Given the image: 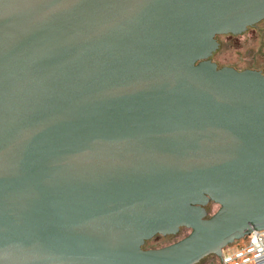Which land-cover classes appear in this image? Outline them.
I'll return each mask as SVG.
<instances>
[{"label":"water","instance_id":"obj_1","mask_svg":"<svg viewBox=\"0 0 264 264\" xmlns=\"http://www.w3.org/2000/svg\"><path fill=\"white\" fill-rule=\"evenodd\" d=\"M263 19L264 0H0V264H221L264 230V73L212 60Z\"/></svg>","mask_w":264,"mask_h":264},{"label":"rangeland","instance_id":"obj_2","mask_svg":"<svg viewBox=\"0 0 264 264\" xmlns=\"http://www.w3.org/2000/svg\"><path fill=\"white\" fill-rule=\"evenodd\" d=\"M219 48L214 52L212 60L218 66H231L238 70L257 69L264 73V19L249 27L241 34H221L217 36ZM218 208L210 204L208 209L213 213ZM182 228L174 235H156L144 244L145 248H157L173 243L188 233ZM197 264H220L215 255H208Z\"/></svg>","mask_w":264,"mask_h":264},{"label":"built area","instance_id":"obj_3","mask_svg":"<svg viewBox=\"0 0 264 264\" xmlns=\"http://www.w3.org/2000/svg\"><path fill=\"white\" fill-rule=\"evenodd\" d=\"M221 264H264V230L252 231L224 247Z\"/></svg>","mask_w":264,"mask_h":264}]
</instances>
